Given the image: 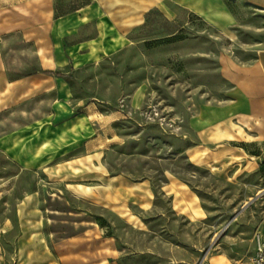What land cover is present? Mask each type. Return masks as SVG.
<instances>
[{
	"label": "rangeland",
	"instance_id": "1",
	"mask_svg": "<svg viewBox=\"0 0 264 264\" xmlns=\"http://www.w3.org/2000/svg\"><path fill=\"white\" fill-rule=\"evenodd\" d=\"M246 40L193 14H150L126 47L64 71L69 115L56 117L55 89L0 111V264H264V137L189 125L227 102L223 60L252 58ZM87 106L94 133L72 124Z\"/></svg>",
	"mask_w": 264,
	"mask_h": 264
},
{
	"label": "crops",
	"instance_id": "2",
	"mask_svg": "<svg viewBox=\"0 0 264 264\" xmlns=\"http://www.w3.org/2000/svg\"><path fill=\"white\" fill-rule=\"evenodd\" d=\"M66 5L57 0H0V111L24 105L33 92L55 89L61 101L56 117L69 115L74 111L69 106L73 96L65 70L79 69L126 47L150 14L174 23L181 13H189L231 42L241 41L243 31L246 49L254 52L245 63L223 60L221 75L232 86L227 102L202 105L191 116L190 127L211 139H229L246 130L264 137V0H89L73 8ZM246 19L251 21L245 25ZM5 43L22 59L21 70L9 69ZM26 57L34 58V69ZM83 111L72 124H82L89 133L97 119L95 108ZM23 131L31 136L30 126ZM100 175L108 181L106 174ZM143 192L147 201L148 192Z\"/></svg>",
	"mask_w": 264,
	"mask_h": 264
}]
</instances>
